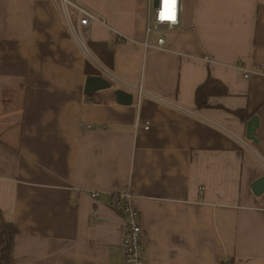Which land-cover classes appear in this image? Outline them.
<instances>
[{
    "label": "crops",
    "instance_id": "crops-1",
    "mask_svg": "<svg viewBox=\"0 0 264 264\" xmlns=\"http://www.w3.org/2000/svg\"><path fill=\"white\" fill-rule=\"evenodd\" d=\"M75 1L105 21L84 39L95 74L114 82L93 95L89 54L53 1L0 0V231L12 225V264H124L107 194L126 185L145 264H264V192L251 190L264 176V0H181L154 47L143 45L149 0ZM208 78L226 92L197 102ZM252 115L251 150L217 127L244 138Z\"/></svg>",
    "mask_w": 264,
    "mask_h": 264
},
{
    "label": "built area",
    "instance_id": "built-area-1",
    "mask_svg": "<svg viewBox=\"0 0 264 264\" xmlns=\"http://www.w3.org/2000/svg\"><path fill=\"white\" fill-rule=\"evenodd\" d=\"M62 19L64 20L68 32L74 42L86 53H88L87 45L84 39L85 32H88L94 22L105 23L104 19L98 16L88 7L78 3L75 0H52ZM154 0H149V12L146 24L145 38L143 45L145 47L161 46L164 43L163 32L172 30L179 24L181 12V0H176L174 6L175 19H161V13L164 12V0H157L155 6ZM156 36V42L151 43V37ZM243 76L248 77L249 73L254 72L249 69H242ZM115 79L113 76H111ZM132 88V87H131ZM134 91L143 97L146 92L141 88H134ZM158 102L173 107L191 117L199 118L200 116L194 111L175 106L161 98H156ZM217 127L226 134L235 138L243 147L251 150V146L245 138H239L225 127ZM92 199L97 200L100 196L99 191L90 192ZM109 206L116 210L122 216L121 232H122V250L124 264H145L146 263V247L142 240L143 228L141 224L140 211L134 204V192L130 185H126L121 189L107 194Z\"/></svg>",
    "mask_w": 264,
    "mask_h": 264
},
{
    "label": "water",
    "instance_id": "water-1",
    "mask_svg": "<svg viewBox=\"0 0 264 264\" xmlns=\"http://www.w3.org/2000/svg\"><path fill=\"white\" fill-rule=\"evenodd\" d=\"M155 6L157 5V0H154ZM112 87V82L99 74H90L86 78L84 93L87 95H93L98 91L107 90ZM114 96L116 101L121 105H132L134 102V94L125 89L118 88L114 90ZM259 120L257 115H252L245 124L244 138L251 142L257 143V138L255 136L256 129L258 128ZM251 190L256 195L259 196L264 192V176H261L251 183Z\"/></svg>",
    "mask_w": 264,
    "mask_h": 264
},
{
    "label": "trees",
    "instance_id": "trees-1",
    "mask_svg": "<svg viewBox=\"0 0 264 264\" xmlns=\"http://www.w3.org/2000/svg\"><path fill=\"white\" fill-rule=\"evenodd\" d=\"M108 54V58L111 57L112 51H105ZM86 73L95 74L97 71L90 68L89 63L86 64ZM225 87L218 80L208 78L203 85H201L196 91V100L200 102L204 95L207 93H225ZM238 115L241 118H245V113L239 111ZM2 221L0 212V222ZM12 225L5 223L4 230L0 231V251H1V261L0 264H12ZM220 264H233L232 260L227 262L221 261Z\"/></svg>",
    "mask_w": 264,
    "mask_h": 264
},
{
    "label": "snow or ice",
    "instance_id": "snow-or-ice-1",
    "mask_svg": "<svg viewBox=\"0 0 264 264\" xmlns=\"http://www.w3.org/2000/svg\"><path fill=\"white\" fill-rule=\"evenodd\" d=\"M176 0H164L165 10L161 13V19L173 20L175 19V6Z\"/></svg>",
    "mask_w": 264,
    "mask_h": 264
},
{
    "label": "rangeland",
    "instance_id": "rangeland-1",
    "mask_svg": "<svg viewBox=\"0 0 264 264\" xmlns=\"http://www.w3.org/2000/svg\"><path fill=\"white\" fill-rule=\"evenodd\" d=\"M59 16L61 17V15H60V13H59ZM62 18V17H61ZM79 47V46H78ZM80 48V47H79ZM80 50H81V48H80ZM84 52V51H83ZM89 61H90V68H92V69H94V67L93 66H96V67H98L99 65H98V63L96 62V60L89 54V57H86ZM112 82H114V81H112ZM114 84H116V83H114Z\"/></svg>",
    "mask_w": 264,
    "mask_h": 264
}]
</instances>
